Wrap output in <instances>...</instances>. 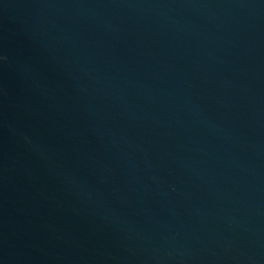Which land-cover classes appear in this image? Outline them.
Segmentation results:
<instances>
[{
    "label": "water",
    "instance_id": "water-1",
    "mask_svg": "<svg viewBox=\"0 0 264 264\" xmlns=\"http://www.w3.org/2000/svg\"><path fill=\"white\" fill-rule=\"evenodd\" d=\"M0 264H264V0H0Z\"/></svg>",
    "mask_w": 264,
    "mask_h": 264
}]
</instances>
